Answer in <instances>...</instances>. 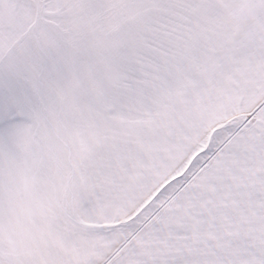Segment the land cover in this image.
<instances>
[{"label":"snow or ice","instance_id":"snow-or-ice-1","mask_svg":"<svg viewBox=\"0 0 264 264\" xmlns=\"http://www.w3.org/2000/svg\"><path fill=\"white\" fill-rule=\"evenodd\" d=\"M0 264H264V0H0Z\"/></svg>","mask_w":264,"mask_h":264}]
</instances>
